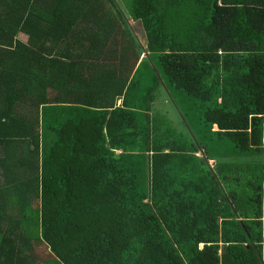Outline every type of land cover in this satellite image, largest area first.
Wrapping results in <instances>:
<instances>
[{
  "label": "trees",
  "instance_id": "trees-1",
  "mask_svg": "<svg viewBox=\"0 0 264 264\" xmlns=\"http://www.w3.org/2000/svg\"><path fill=\"white\" fill-rule=\"evenodd\" d=\"M0 264H264V0H0Z\"/></svg>",
  "mask_w": 264,
  "mask_h": 264
},
{
  "label": "rangeland",
  "instance_id": "rangeland-1",
  "mask_svg": "<svg viewBox=\"0 0 264 264\" xmlns=\"http://www.w3.org/2000/svg\"><path fill=\"white\" fill-rule=\"evenodd\" d=\"M117 1L119 2V0H117ZM135 26H136V29H137L139 35L143 39H145V35H144V32H143L141 26L138 24H136ZM156 98H158V99H156V103H155L156 109L159 108L161 110V112L168 115L170 117V119L174 122V124L181 123V117H180L179 113L177 112V110L175 109V107L173 106V104L171 103V101L167 99L168 97L165 94V91L161 90V92L158 94V96H156Z\"/></svg>",
  "mask_w": 264,
  "mask_h": 264
}]
</instances>
